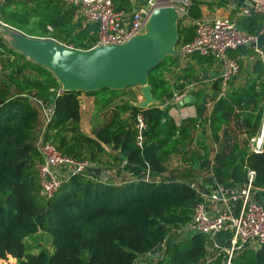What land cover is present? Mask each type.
<instances>
[{
    "label": "trees",
    "instance_id": "trees-1",
    "mask_svg": "<svg viewBox=\"0 0 264 264\" xmlns=\"http://www.w3.org/2000/svg\"><path fill=\"white\" fill-rule=\"evenodd\" d=\"M114 2L117 9L126 11L133 6L130 0ZM31 11L36 19L33 27L28 20ZM192 14L199 16L195 5ZM0 19L37 37L48 36L50 25L53 38L80 49H89L96 43L99 27L97 23L76 18L74 8L65 9L54 0H10L0 4ZM263 24L261 14L238 22L241 29L251 33H258ZM179 29V44L194 37L193 28L179 23ZM230 55L235 57V51H230ZM172 60L176 62L178 57L167 56L150 72L153 95L162 101L171 90L168 69L170 65H178L168 63ZM0 62L3 66L0 73V264H133L139 254L165 241L172 227L190 220L196 204L202 200L201 194L189 183L190 173L183 179H135L121 184L78 173L65 180L52 197L43 196L37 168L42 160L37 140L43 127L39 128L40 109L33 102V96L54 101L53 117L45 127L44 137L52 140L63 154L102 165L127 159L160 175L166 171L167 157L198 120L209 121L214 137L219 139L221 130L229 138L228 128L233 122L244 126L251 137L258 133L264 117L261 60L256 65L253 81L232 86L218 99L214 97L213 109L207 116L206 95L192 90L198 118L188 119L179 139L176 137L180 128L169 114L170 106L153 104L141 108L129 101L117 104L110 120L96 129L94 135H89L81 127L83 91L57 94L52 88H59L60 83L53 73L11 48L2 37ZM123 91L103 88L85 93L97 95V103L101 100L108 106L111 98H100V93L114 95ZM139 112L144 114L147 123L144 148L136 141L135 118ZM244 143L241 146L235 142L216 155V179L222 184L231 180L242 183L246 181L247 170L254 169V186L264 190V146L261 152H255L250 150L248 140ZM108 148L118 153L113 155ZM208 162L206 157L201 167L208 166ZM39 231L49 234L52 252L46 246L36 252L28 249L26 238ZM225 257L224 252L210 256L207 237L195 233L170 241L165 258L151 264H225ZM231 264H264V245L238 253Z\"/></svg>",
    "mask_w": 264,
    "mask_h": 264
},
{
    "label": "built area",
    "instance_id": "built-area-1",
    "mask_svg": "<svg viewBox=\"0 0 264 264\" xmlns=\"http://www.w3.org/2000/svg\"><path fill=\"white\" fill-rule=\"evenodd\" d=\"M9 1L0 0V4ZM65 3L75 9L76 18H82L85 23L98 24L97 40L92 47L101 44L125 43L135 34L144 31L155 8L175 7L180 14L179 23L184 27L193 28L195 32L191 40L183 41L178 45L181 50L180 56L185 58L198 54L210 57L220 68L216 79L221 80L222 86L216 99L226 95L230 82L241 72L240 61L231 56L230 51L252 46L264 65V45L259 42V33H251L239 28L237 21L229 16L216 19L194 16L192 14L194 0H150L131 11L117 9L114 0H65ZM242 12L244 15L261 14L264 16V0H247V5ZM0 21L4 22L2 19ZM48 29L50 33L45 37L53 38L51 36L52 26L49 25ZM64 44L76 48L72 44ZM2 70L3 66L0 62V73ZM196 85L197 82L192 80L180 88L173 89L169 96L164 97L160 105L161 107L170 106L169 114L173 117L175 114L171 108L181 107L178 112L180 120L175 121L179 128L182 125L181 120L198 118L195 105L185 102ZM52 90H56L57 94L63 92L61 86L57 89L52 88ZM32 100L44 115V125L37 140V146L42 155V160L37 163L42 195L47 198L52 197L62 183L73 174L83 173L91 178L102 180L98 177L100 175L95 174V170L104 165L89 159L67 156L52 140L44 137L45 127L53 117L54 101H45L36 96H33ZM209 109L211 112L213 106ZM196 126H200L199 122ZM135 128L137 145L144 148L147 144V123L142 112L136 115ZM249 143L251 150L261 152L264 146V133L259 137H252ZM123 164L133 165L127 159L123 160ZM104 171H107V168ZM255 178L256 170L248 169L246 181L238 183L240 185L237 187L217 185L206 193L199 192L202 200L196 204L191 219L172 227L165 241L152 250L139 254L133 264H151L162 261L170 241L182 240L195 233H202L207 237L209 250L215 247L224 251L225 264H231L232 259L245 249L261 248L264 245V191L254 186ZM147 180L152 179L148 177ZM189 181L196 188V182L193 179ZM260 192L263 195H259ZM222 234L226 236L221 237ZM227 241H229L228 246Z\"/></svg>",
    "mask_w": 264,
    "mask_h": 264
},
{
    "label": "crops",
    "instance_id": "crops-1",
    "mask_svg": "<svg viewBox=\"0 0 264 264\" xmlns=\"http://www.w3.org/2000/svg\"><path fill=\"white\" fill-rule=\"evenodd\" d=\"M132 3V9L134 10L136 7L148 3L150 0H130ZM194 5L199 9V16L204 19H216L224 16H229L234 18L237 21L242 20L244 18H249L251 15H244L243 8L247 5V0H194ZM130 10V11H131ZM251 18V17H250ZM240 28V27H239ZM244 30V29H243ZM259 33V42L261 45H264V24ZM235 51V57L238 58L239 61H242L244 64L241 66V72L238 76H236L229 84L228 89L230 90L232 86L239 87L249 84L253 81V78L257 75V63L260 60L256 55L252 46H245L244 48L233 50ZM178 60L176 62L169 61L168 63H178V65H170L167 78L171 81V90L180 88L188 81L195 80L197 82L196 87L193 89L197 93L205 94L208 100V110L205 112V116H207L210 112L209 107L214 106L215 99L219 93L220 87H217L218 78L216 77L220 73V68L215 64L214 61L210 57H204L199 55H192L183 58L182 56H177ZM186 69H191L186 72ZM31 72L30 70L28 71ZM2 74H0V77ZM2 78V77H1ZM170 94V93H169ZM113 94L109 92L100 93V98L111 97ZM192 95V93H191ZM194 96V95H193ZM215 97V99H214ZM81 100V127L82 130L89 134L94 135V120L96 110L100 108V116L101 112L104 110H109L111 108H115L117 104L122 102H134L143 100V95L141 93V88L138 91L133 92L132 94L124 93L120 95L117 100L105 106V103H102L100 100V104L97 103L98 97L95 94H87L83 92L80 95ZM192 103L194 102H187ZM102 104V105H101ZM195 105V104H194ZM196 107V105H195ZM179 106L175 109L172 107L171 110L175 114L173 119L177 122L180 120L178 112L180 111ZM40 121L42 125H44V115L40 110ZM196 113L198 116L197 108ZM88 115V116H87ZM88 118H87V117ZM91 116V118H90ZM107 115L100 119V128L105 123V119ZM91 119V120H90ZM192 119H195L192 118ZM88 121V122H87ZM182 121V120H181ZM188 119L183 120V123L180 127V131L177 139L182 136L181 129L185 126V123ZM200 124V126H196V123ZM192 127L189 128L188 136H183L185 139L179 142L177 148L167 157L165 161L166 171L163 174H152L149 169L142 168L137 165H124L123 161L118 162L117 164L110 163L108 165H104L99 169L95 170V174L99 175V172L102 171L100 175L104 173L105 168L109 173L108 182H112L115 184H121L123 182H127L135 179H145L151 177L152 180H156L157 178H175V179H183L187 178L186 175L189 173L192 174L191 178L195 182L198 183V187H196L197 191L200 193H206L209 190H212L213 187L220 185L223 187H237L240 184L229 181L227 183H219L215 176V164H216V155L221 152L223 149L229 147V145H233V143L238 142L241 146H244L239 140L233 137L234 132L232 133L233 125L235 124L238 127L242 135L245 137V140L250 141L252 137H259L262 133H264V117L260 126V129L257 134L250 137L244 126L237 124V122H233L231 126H229L228 131H230L229 138L226 137L225 131L221 130L219 132L220 138L216 139L212 133L211 125L208 121L204 122L202 119L198 120ZM104 126V125H103ZM41 127V125H40ZM39 127V128H40ZM235 127V129H236ZM41 129V128H40ZM98 129V127H97ZM229 139V140H227ZM244 140V141H245ZM249 147H250V143ZM109 151L112 152L113 155L118 153V150H113L108 148ZM251 150V148H250ZM208 158V166L201 167V162ZM172 158H175V163L171 166ZM263 190V189H261ZM264 191V190H263ZM259 195H263L262 192ZM43 231H39L37 234L32 235L26 238V243L28 245V249L30 252H36L42 246H46L51 252L54 250L51 244V239L49 240L45 233L44 241H37L36 248L32 249L33 245L30 244V239L36 237L38 234H41ZM46 241L50 244V246L46 245ZM33 250V251H32Z\"/></svg>",
    "mask_w": 264,
    "mask_h": 264
},
{
    "label": "water",
    "instance_id": "water-1",
    "mask_svg": "<svg viewBox=\"0 0 264 264\" xmlns=\"http://www.w3.org/2000/svg\"><path fill=\"white\" fill-rule=\"evenodd\" d=\"M180 14L175 7L155 8L143 32L122 44L98 45L89 49L69 47L51 37L28 35L0 21V37L29 60L49 69L62 91L124 90L139 86L144 97L135 105L147 108L162 104L153 95L151 70L167 56H180ZM194 102L190 95L185 99Z\"/></svg>",
    "mask_w": 264,
    "mask_h": 264
},
{
    "label": "rangeland",
    "instance_id": "rangeland-1",
    "mask_svg": "<svg viewBox=\"0 0 264 264\" xmlns=\"http://www.w3.org/2000/svg\"><path fill=\"white\" fill-rule=\"evenodd\" d=\"M55 2H58L63 8H65V9H70L71 7H69V6H67L66 5V3H65V0H54ZM75 10V9H74ZM75 14H76V11H75ZM28 20H29V22H30V27H33L34 26V21L36 20L35 19V15H34V13H33V11H31L30 12V14L28 15ZM50 33V30H49V32H48V34ZM65 43V42H64ZM240 63H241V66H242V61H240ZM244 64V63H243ZM242 68V67H241ZM140 87L139 86H130V87H128V88H126V89H124V93L126 94V93H129V94H132L133 92H135V91H138V89H139ZM123 92H121V93H117V94H114V95H112L111 97H109V98H111V100H110V103L111 102H114L115 100H117V98H119L120 97V95H123ZM170 95V94H169ZM169 95H167V96H169ZM102 105V104H101ZM113 108H111V109H109V110H104L103 112H101V116H100V108H98V110H96V113H95V116L93 117V120H94V130H96L97 129V127H98V129L100 128V119L102 120V117L105 115H107V118L104 120L105 121V123H107L109 120H110V118H111V116H112V114H113ZM88 116V115H87ZM86 116V117H87ZM88 118V117H87ZM90 118H91V116H90ZM190 119V118H189ZM192 119V118H191ZM91 120V119H90ZM184 120H186V119H184ZM88 122V121H87ZM182 123H183V120L181 121ZM103 125H105V124H103ZM102 125V126H103ZM43 127V125H42V122H41V127L40 128H42ZM235 127H236V125L234 124L233 125V128H232V133L234 132V134H233V137H235V139H237V140H239L241 143H243L244 142V140H245V137L242 135V133L239 131V130H237L238 129V127H236V129H235ZM244 144V143H243ZM174 163H175V158H172V163H171V166H173L174 165ZM100 174L102 173V171L101 172H99ZM99 174V175H100ZM98 177H100V179L102 178V180H104V181H108V177H109V173L107 172V171H104V173L102 174V175H100V176H98ZM196 187H198V183L196 182ZM45 233L46 232H42L41 234H38L36 237H34V238H32V239H30L31 241H30V244H32L33 245V247H32V249H35L36 248V244H37V241H44V243H45V239H44V235H45ZM46 234H48V233H46ZM47 237H48V239L50 240V236H49V234L47 235ZM177 239H175V241H176ZM46 245L47 246H50V244L48 243V241H46ZM226 245L228 246L229 245V241H227V243H226ZM33 251V250H32ZM219 252H224V251H221L220 249H218V248H215V247H213L212 249H210V256H216V255H218L219 254ZM223 263H224V261H223Z\"/></svg>",
    "mask_w": 264,
    "mask_h": 264
}]
</instances>
